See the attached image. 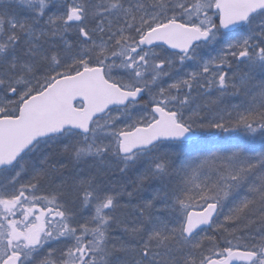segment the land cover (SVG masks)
I'll use <instances>...</instances> for the list:
<instances>
[{
  "label": "snow or ice",
  "instance_id": "1",
  "mask_svg": "<svg viewBox=\"0 0 264 264\" xmlns=\"http://www.w3.org/2000/svg\"><path fill=\"white\" fill-rule=\"evenodd\" d=\"M0 264H264V0H0Z\"/></svg>",
  "mask_w": 264,
  "mask_h": 264
},
{
  "label": "trees",
  "instance_id": "2",
  "mask_svg": "<svg viewBox=\"0 0 264 264\" xmlns=\"http://www.w3.org/2000/svg\"><path fill=\"white\" fill-rule=\"evenodd\" d=\"M258 147V146H257Z\"/></svg>",
  "mask_w": 264,
  "mask_h": 264
}]
</instances>
